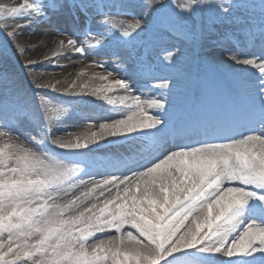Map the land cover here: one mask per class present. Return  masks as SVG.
Masks as SVG:
<instances>
[{"label": "snow or ice", "instance_id": "obj_1", "mask_svg": "<svg viewBox=\"0 0 264 264\" xmlns=\"http://www.w3.org/2000/svg\"><path fill=\"white\" fill-rule=\"evenodd\" d=\"M48 8L52 16L67 11L73 31L53 26L42 36L28 34L29 24L51 22ZM136 8L114 7L111 0H0L6 37L0 47V264H171L170 257L190 249L208 260L219 254L264 264V219L258 218L264 217V0H137ZM117 33L110 55L87 54ZM49 43L50 55H29ZM207 49H220L224 60L214 63L202 55ZM67 53L89 60L74 77L44 80L36 71L44 62L66 67L59 61ZM125 54L150 81L149 91L159 92L137 93L123 71L106 66L111 61L124 70ZM10 57L31 82L30 97ZM186 61L226 70L225 80L203 81L199 99L173 114L168 104L185 79ZM43 90L90 95L123 114L54 135L68 109ZM156 111L168 117L172 141L178 136L184 143L167 150V140H160L162 158L142 157L126 175L82 177L81 164L41 149L45 141L84 149L137 132L151 148L157 143L151 130L165 126ZM237 111L241 120L231 118Z\"/></svg>", "mask_w": 264, "mask_h": 264}, {"label": "rangeland", "instance_id": "obj_2", "mask_svg": "<svg viewBox=\"0 0 264 264\" xmlns=\"http://www.w3.org/2000/svg\"><path fill=\"white\" fill-rule=\"evenodd\" d=\"M39 2L43 4L47 2V0H39ZM115 3L117 5H120V4L128 5L133 10L137 12L139 11V9L136 8L137 0H116ZM48 9L51 11V8H48ZM65 12L66 13H63L61 15H55L59 21L57 26L61 27L62 30L64 31L72 32L73 29L71 28V25L68 26L71 23L70 19L68 18L69 13L67 11ZM48 15L52 17L51 13H48ZM118 19L125 20V19H130V17H125V18L119 17ZM46 22L47 21H42L40 23L33 22L29 24L25 30L28 34L33 35L36 31V28L45 27L44 24ZM150 22H151V16L146 17L145 18L146 28L148 27ZM9 23H11V21H9ZM93 29L96 30L95 28ZM118 36H119L118 33L115 34L110 39V41H108V43H106L103 47H97L95 49H88L87 54L90 56L110 55L111 50L109 48V44H114ZM77 37L84 38L83 35H78ZM0 38L2 39L0 45L4 46V44L6 43V37L0 34ZM88 43L92 44L94 43V40L89 38ZM9 47H11L10 44H9ZM50 47H52V45L49 43L44 48H38L36 52L37 54L36 58H39L41 54L43 56L45 54H49L48 48ZM202 54H205L208 57H210V59L214 63H218L224 60L223 53L220 49H207ZM215 57L218 58L219 60L214 59ZM123 59L127 62L126 68L124 70L115 68L111 61H109L106 66L110 70H113V71H118V72L123 71L125 79L131 82V87H133L136 90V92L137 90H141L143 92H147L148 95H154L160 91L159 89H154L152 91H149V89L152 88L151 84H150L151 87L148 86L150 81L143 79L137 75L133 61L130 60L126 54L123 56ZM82 60H86L89 62L87 57H82L80 59V62ZM9 62L18 72L17 82H18L19 87L24 90L26 97H30L33 94L34 89H33V86L28 83V80L24 79L21 75H19L20 63L18 59H13L10 57ZM80 62L73 63L71 65L72 70L68 69L67 66L58 68V66L50 64L48 62L41 64L39 66H36L35 68L38 73H44V76H43L44 80H49V79L53 80V78L63 80L64 78L69 77V74H71L72 77L75 76L76 71L74 68H79ZM97 71H99V69H97ZM182 71L184 73L185 79H183L178 86L176 98L174 100L170 99L169 104H168V107L173 114L175 112L182 111L184 109L183 105H185V102H188L189 100H193V102H195L199 99L200 85L203 81L205 80L224 81L225 80V77L222 71L208 68L206 66L203 67V65L197 64L192 61H186L182 65ZM43 91L46 95H48V97L53 101L54 104H62L68 109L66 115L67 114L72 115V118L70 119H64L63 117L60 118V120L56 122L54 128L60 127L61 125H57V124H60L63 122L73 125L74 127L71 126V128H68V129L57 128L56 131H53L54 135H65L67 131L80 132V131H83L84 126L90 121L98 124L104 121H110L112 119H116L123 114L122 112H120L119 114L112 116L110 112L112 110V108L110 107L112 106L110 105L106 106L107 103L105 101L101 99H97L90 95L69 96V95L59 94V93H56L50 90H43ZM93 99H96V100H93ZM94 101L96 102L99 101L98 102L99 104L96 105ZM154 114L161 116V118L165 121V126L163 127V129H168L167 128L168 117L162 115L159 111L154 112ZM79 116L82 118H80ZM27 130L31 131L32 135L39 136V131L32 130L31 128ZM134 134H131V135H134ZM155 138H156L155 140L157 141L156 147H152L153 146L152 145L151 148H149L148 139H141L139 141L140 143L146 142V143L141 144L142 147H137L136 149L130 148L129 151H134L136 154H138L139 152L143 153L142 155L138 154L136 157L134 155H129L128 153H126L125 149H127V147L123 145V142L129 139V135L108 137L105 140H102L98 143L88 146L87 148L76 149V150L61 149L55 145L50 144V142L45 141L44 145L41 146V149L45 151H50L61 159H65L73 163L81 164L82 167L84 168V171L81 173L82 177H86L88 175H94L92 174L94 167L102 163L108 164V165H105L103 168L105 167L110 168L111 166L109 165L113 161L117 162V166H114L115 170L113 172L105 173L104 170H100V172L96 174L95 176L100 177L104 175H126L129 173L130 170H136L137 166L144 162L143 158H148V159H153V160L157 156L162 158L163 153H161L160 151V144H159V141L162 140L161 139L162 135L155 136ZM124 144L131 145L132 143L126 141L124 142ZM121 146L124 149L121 148ZM117 147L119 148V150H116ZM165 147L167 148V150L168 148L170 149V146L168 145V143L165 144ZM55 150L59 151L61 155ZM64 155L66 156L76 155L77 157H75L74 159H77V160L66 159L64 158ZM262 219H264V217H262ZM182 255H183V258L186 264H193L196 261H200L202 259L207 260L208 258L206 254L200 253L196 249L185 250L184 252H182ZM219 257H223V256H219Z\"/></svg>", "mask_w": 264, "mask_h": 264}, {"label": "bare ground", "instance_id": "obj_3", "mask_svg": "<svg viewBox=\"0 0 264 264\" xmlns=\"http://www.w3.org/2000/svg\"><path fill=\"white\" fill-rule=\"evenodd\" d=\"M47 14L48 13H50L51 11L49 10V9H45L44 10ZM58 18H56V16H52L51 17V22H46L44 25H45V27H37L36 28V31H35V33L33 34V35H35V36H42V35H44L45 34V30H48V29H50V28H52L53 26H57L58 25ZM52 34H54V33H49V35H52ZM23 39H25V40H28V42L30 43V44H37L38 43V41L35 39V38H33V39H28V37L27 36H25V37H23ZM38 49V48H37ZM37 49H34L33 51H31L30 53H29V55L32 57V58H34V59H37V60H40V59H42L43 58V55L41 54L40 55V57L39 58H36L37 57V54H36V52H37ZM48 51H49V48H48ZM47 51V52H48ZM47 52H45V53H47ZM49 55H50V53H49ZM66 57V58H65ZM82 57H80V55L79 54H77V55H75V56H73L72 54H70V53H68L67 55H65L60 61H59V63L60 64H64V65H66L67 66V68L68 69H70V70H72L71 69V65L73 64V63H78V62H80V59H81ZM224 58V57H223ZM214 59H216V60H219L218 58H214ZM67 61H69V62H67ZM44 63H46V62H44ZM44 63H40V64H37V65H35V67L36 66H39V65H41V64H44ZM88 63V61H86V60H82L81 62H80V65H79V68H74L75 69V71L76 72H78L79 70H80V68L81 67H83L85 64H87ZM56 78H53V80H55ZM28 83L29 84H31V82L28 80ZM142 93V92H141ZM93 100H96V99H93ZM94 103L96 104V105H98L99 103L98 102H96V101H94ZM118 108H119V106H117V107H113L112 108V110H111V114H112V116H114V115H117V114H119L120 113V111H118ZM74 116V115H73ZM100 116V115H99ZM78 117V116H77ZM80 117V116H79ZM63 118L64 119H70V118H72V115H66L65 114V116H63ZM80 118H82V117H80ZM57 125H61L60 127H57V128H60V129H68V128H71V126H73V125H70V124H68V123H60V124H57ZM74 127V126H73ZM57 128H53V131H56L57 130ZM248 221L246 220V222H244L245 224L247 223ZM219 256H221V255H219V254H216L215 255V257L214 258H212V259H210V260H208V264H214L215 262H217L218 264H223L226 260H232V259H234V258H225V257H219ZM219 257V258H218ZM181 258V255H178V254H174V256L173 257H170L169 258V260L171 261V264H180L179 262H180V259ZM215 261V262H214Z\"/></svg>", "mask_w": 264, "mask_h": 264}]
</instances>
